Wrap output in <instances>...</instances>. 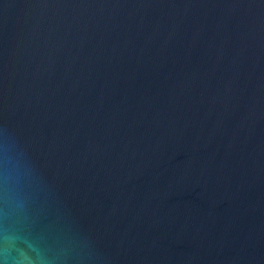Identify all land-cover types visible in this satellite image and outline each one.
<instances>
[{
  "label": "water",
  "instance_id": "water-1",
  "mask_svg": "<svg viewBox=\"0 0 264 264\" xmlns=\"http://www.w3.org/2000/svg\"><path fill=\"white\" fill-rule=\"evenodd\" d=\"M0 264H264V0H0Z\"/></svg>",
  "mask_w": 264,
  "mask_h": 264
}]
</instances>
